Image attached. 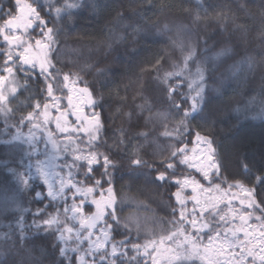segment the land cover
Listing matches in <instances>:
<instances>
[{"label": "snow or ice", "instance_id": "1", "mask_svg": "<svg viewBox=\"0 0 264 264\" xmlns=\"http://www.w3.org/2000/svg\"><path fill=\"white\" fill-rule=\"evenodd\" d=\"M146 3L162 16L179 9L191 24L151 21L143 3L107 0L111 18L97 48L105 58L115 53L122 69L138 68L126 84L124 72L81 64L71 59L79 49L61 45V21L71 24L84 0H14L6 11L0 5V264H264V135L256 139L245 127L250 117L249 127L259 120L264 131V76L248 87L264 59L235 60L227 79L241 87L229 95L222 80L218 107L206 112V65L234 55L253 30L264 53V2L237 0L235 12L209 5L217 9L210 17L220 28L217 43L229 23L234 29L232 44L215 51V43L205 40L199 49L189 35L201 11L209 17L205 0H189L194 7ZM89 4L101 11L97 0ZM162 37L179 61L157 46ZM93 70V81L81 75ZM97 86L115 95V106ZM105 111L119 127L106 126ZM133 186L168 192L161 202L167 215L122 216L126 202L143 204L125 191Z\"/></svg>", "mask_w": 264, "mask_h": 264}, {"label": "trees", "instance_id": "2", "mask_svg": "<svg viewBox=\"0 0 264 264\" xmlns=\"http://www.w3.org/2000/svg\"><path fill=\"white\" fill-rule=\"evenodd\" d=\"M29 3L32 2V0H28ZM45 0H40V3H44ZM121 2H124L127 6V3L129 0H121ZM132 8H135L137 5L143 3L144 7L142 11L145 13L146 16L150 18L151 21H155L158 17L161 19V23H173V22H183L186 24H191L190 20L184 19V13L181 12L179 9H171L169 10L164 16H162L159 12H156V9L154 6H149L146 3V0H130ZM171 2L177 3V4H183L184 7H194V4L189 3V0H171ZM237 0H205V6L208 7L209 5H216V4H226L230 5L232 7V11L235 12V4ZM258 2V0H257ZM14 3V0H0V5H2L3 10H7L12 7V4ZM47 10V7L45 5V11ZM131 9L126 10V14H130ZM217 9H214L213 7H208V13L209 17L206 18L203 11L200 12L201 20L197 25H193V31L189 34L191 41L197 45L199 49H202L204 47V41L207 40L208 45H213L214 43L217 45L216 49L223 44L227 43L229 45L232 44V40H228L227 37L232 36L234 29L232 24L227 25V31L223 33L225 39L221 41L220 43H217V41H220V28L218 24L210 19V17L214 16L216 14ZM224 11H228V9H224ZM155 13V14H154ZM114 15V13H113ZM237 15H241L237 13ZM86 17V13L83 11L80 12L78 16L75 17L74 21L71 24L65 23L64 21H61V26L65 29V33H63L60 37L61 45L63 47H69V48H75L79 49V52L77 55H73L71 57L72 60H78L79 63H90L94 64L96 68H101L108 66L110 69L113 70H119L121 72L125 73V78L123 83H128V77H132L133 73L138 71V68L136 67H130L129 69L125 70L120 68L119 64L114 63L112 60V57L105 58L104 51L102 49L97 48V41L102 39L103 36L106 34L107 29H102L98 27V24H102V22H93L92 17ZM111 17H107L106 19H110ZM239 24L244 23H251L250 21H246L244 19H238L236 21ZM49 26H52L51 24ZM167 35H173V33H168ZM238 36L239 34L236 33ZM65 38L67 40V43L64 44ZM233 39H235V36H233ZM130 46V45H129ZM157 46H163L168 47L169 53L171 54L172 60L179 61L180 53L179 51L173 52L171 47L169 46V41L166 37H162L158 40ZM261 43L259 42L258 38H256L255 30L251 31L248 34V37L246 38V42L243 44L242 48L236 50L238 52V55H236L235 60H239L241 56L243 55H250L255 58V60L260 61L264 59V53L261 52ZM123 51V49H121ZM148 53H144V55H147ZM69 67H73V65L69 64ZM166 70H171L169 64H165ZM75 70L79 71V68L77 67ZM81 75L84 76L85 79H88L89 81L94 80V70L93 72H81ZM256 84L259 83V77L255 76ZM134 94L133 90L130 88L128 95H129V103H131V96ZM97 95L103 96V101L105 102H111L113 106H115L116 97L113 94L111 97L109 96L108 88L106 87H100L97 86ZM121 96L125 95L123 91L120 93ZM137 103H140L141 101L137 100ZM126 111L128 109H125ZM156 109H153L155 111ZM145 116L148 115V113L144 114ZM104 116L107 120L108 112H104ZM250 121V117H249ZM249 121H245V127L248 128L250 133L256 138L259 139L261 135H264V131H262L261 128V122L259 120L251 121V124L254 125V127H249ZM121 124V121L119 119L113 120H107L106 126L108 128L113 127H119ZM3 127V121L0 120V128ZM125 127H128L127 124H125ZM149 127H152L149 125ZM212 125H207L202 131L204 134H209V129H211ZM221 125L217 124L215 125L216 129H219ZM226 127V125H225ZM162 131V129H159ZM27 131V129H25ZM105 136L108 138L109 144L112 143V133L111 131H108L105 133ZM220 137H217L219 139ZM27 147V146H25ZM41 148H43V144L40 145ZM3 150V146L0 145V151ZM149 152H151V148L148 149ZM118 158V157H117ZM146 159L149 157H145ZM62 163L63 161H59ZM120 174L117 173L118 183L117 186L119 187V184L123 181L119 180ZM125 179H127L125 177ZM148 188H154V186L149 185ZM126 192H130L131 194L136 195V198L140 201H143V204H141L139 207L135 205H128L127 202L125 206L122 207L121 215H127L130 212H137L142 216H155V217H164L167 215V212L163 210V204L162 201H167L169 198V193L166 192L163 188L155 190V191H137L136 187L133 186L131 189L125 188ZM30 195V194H29ZM42 206L37 204H32L30 207L34 210L35 207ZM191 207L192 205L189 204ZM51 211V209H49ZM28 222H31V213L28 214ZM7 223V221H5ZM119 238V237H117ZM51 242V241H50ZM147 258H145L146 260ZM141 264H144V260L141 261Z\"/></svg>", "mask_w": 264, "mask_h": 264}, {"label": "clouds", "instance_id": "3", "mask_svg": "<svg viewBox=\"0 0 264 264\" xmlns=\"http://www.w3.org/2000/svg\"><path fill=\"white\" fill-rule=\"evenodd\" d=\"M98 4L101 7V11L98 13H94L91 11V6L89 4V0H84V7H83V12L86 13V17H92L93 18V22H102V24H98V27L101 28L102 30V26L103 24L107 21V15L105 14V12L103 11L104 5L107 3V0H97ZM257 2V0H256ZM260 2H264V0H258L257 3ZM222 46V45H221ZM220 46V47H221ZM215 51V50H213ZM115 53L110 54L109 56L112 57L114 56ZM236 55H238V52L236 51L234 55H232L231 57H227L223 60V62L219 63L218 65H211L208 64L206 65L207 67V86H208V92H209V104L208 107L206 109V112H211V111H215L218 107V101L216 99H214L215 97V90L219 87H221V81L225 80L226 83H224V87L227 89V92L229 95L232 94L234 89H239L241 86L239 83H237L234 80H228L227 79V69L232 65V63L235 61V57ZM201 63H204V58L201 57ZM255 76L259 77V80L262 76H264V63H261L255 73ZM255 76L254 77H250V83L248 85L249 88L253 87L254 84L256 83L255 81ZM235 99H240L239 95L235 96ZM15 257L9 256L7 257V260H12ZM18 259V258H16ZM0 260H5V257H0Z\"/></svg>", "mask_w": 264, "mask_h": 264}, {"label": "rangeland", "instance_id": "4", "mask_svg": "<svg viewBox=\"0 0 264 264\" xmlns=\"http://www.w3.org/2000/svg\"><path fill=\"white\" fill-rule=\"evenodd\" d=\"M190 207V206H189Z\"/></svg>", "mask_w": 264, "mask_h": 264}]
</instances>
